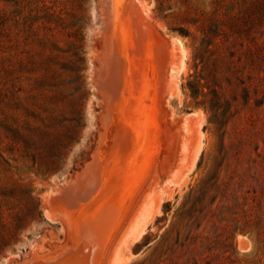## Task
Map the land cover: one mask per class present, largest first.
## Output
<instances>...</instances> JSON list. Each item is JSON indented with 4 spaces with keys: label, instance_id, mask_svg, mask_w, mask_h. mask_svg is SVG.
<instances>
[{
    "label": "rangeland",
    "instance_id": "374dc122",
    "mask_svg": "<svg viewBox=\"0 0 264 264\" xmlns=\"http://www.w3.org/2000/svg\"><path fill=\"white\" fill-rule=\"evenodd\" d=\"M137 1L152 47L128 90L155 147L108 239L82 248L96 264H264V0ZM101 3L0 0V264L68 240L46 212L102 129Z\"/></svg>",
    "mask_w": 264,
    "mask_h": 264
},
{
    "label": "bare ground",
    "instance_id": "6f19581e",
    "mask_svg": "<svg viewBox=\"0 0 264 264\" xmlns=\"http://www.w3.org/2000/svg\"><path fill=\"white\" fill-rule=\"evenodd\" d=\"M138 2L139 1H137V3ZM139 3L138 4L141 5L142 1ZM101 4L103 5V9L99 10L98 21L102 23V29L100 30H103V32L100 37H101V43L103 46H102V50H100L101 53L99 52L100 54H97V55L95 54L98 64L95 65L97 66L95 67L97 69H96L95 76H93V78H95L94 80H95L96 87L98 88V91H99L98 93H100L101 95L100 98H103L102 105L104 106V110H103L104 113L102 115V118L100 116L101 118L100 123H101L102 129L101 128H100L101 130L99 129L100 132H99L96 146L93 152L91 153L92 156L90 155L91 160L86 162L80 171H77L75 172L74 175L69 176L70 178L69 179L67 178V181L68 180L69 181L68 182L65 181L66 182V184H64L65 186H61V188L59 189V192H57L56 194H52V195H55V197L51 196L48 201L49 205L52 206V209L50 208L52 212H50V210L46 212L48 218L52 219L53 221L58 220L59 223L63 226L64 231L68 235V240L65 241L63 245H60V246L57 245L48 252L46 251L45 252L43 251V253L42 252L39 253L38 251L33 252L31 254V257L29 256L28 258L23 259V261L18 262L16 264H96L97 263L96 261L97 257H95V252L97 253L96 246L94 247V249L89 248L90 250H92V252L90 251L84 252V249L82 248V244L84 242H82L83 240L80 241L79 239H87L86 241H88V239H92V240L102 239L103 241L104 239H108L109 237L108 235L110 231L116 225L120 212L124 208H126L127 205L129 204L128 201H130L132 193L134 191L138 192L137 189L139 187L137 185L140 183V180L142 179V176L145 173L146 162L149 161V160L147 161V157H149L148 155L150 154V152L153 151L155 147V144H154L155 139H153V130L151 128V124H149L150 121L154 122V120L152 119V116L149 113L144 118L145 120H142L141 122L138 119H135L134 117L135 110H133L134 107L131 106L133 103L131 102V97H129L130 90H128L130 86V82L132 81L131 79L133 75H136L138 71V67L140 65L139 63L146 60L144 55L149 56L148 49L150 45L148 46V41H146L143 38V32L140 29V27H142L141 22L143 21L142 20L143 18L141 17L144 15L141 14L140 18L137 17L138 15L137 13L145 9L141 7L143 9H141L139 12L134 10L135 5H134L133 0H102ZM141 6H143V3ZM142 13L145 14V12H142ZM145 18L146 20L148 19L147 21L148 23L149 22L148 16H146ZM150 23H152V27H155L153 22H150ZM154 29H156V27ZM152 31H153V28L152 30H150V33H152ZM155 31L157 32L158 30H155ZM158 32H160V30ZM145 33L147 32L145 31ZM159 35L162 36V34L160 33ZM164 42L166 43V41ZM164 42H161V43H164ZM157 43H159L158 40H157ZM176 43H177V40H175V44ZM166 44H168V42ZM175 44L174 46H176ZM155 47L157 49V45ZM163 48H164V45H163ZM174 49H172V51ZM177 50L175 51L176 53H177ZM162 51H161V54L164 52ZM167 52L166 54L163 53L166 55V57H168L167 55H169L167 54ZM154 53H156V51H154ZM170 54L172 55L174 54V52L173 53L171 52ZM166 57L164 60H166ZM178 58H175L172 55L171 60L174 61L175 59V61H177L176 59ZM171 60L169 59L170 62H167V63L171 64ZM175 61H174V64L172 63L173 65L172 68H174L176 64ZM167 63H165L166 66H167ZM147 66L148 65H146V67ZM166 66L164 67L162 66V67L165 68ZM150 68H153V67H150ZM163 68H161V70L158 68L159 69L158 71H161L162 73H165L168 71L166 68L165 69ZM172 68L169 69V71L170 70L172 71L173 70ZM162 69L164 70V72L162 71ZM176 69L173 70L174 74H175ZM161 72H159L160 75H161ZM171 76H173L172 72H171ZM163 77L165 78V76ZM161 83H163V86H164L165 83L162 81ZM161 83H158V84L160 85ZM133 85L131 87H134ZM148 86H150V83ZM165 86L167 87V85ZM161 88H162V85H161ZM171 88H172V85H171ZM173 88H174V84H173ZM166 89L165 90L163 89L164 92L167 91ZM170 90L171 89H169V91ZM159 92L161 94L159 96H166L165 94H167L166 92L163 95V93H161L163 92L162 90H159ZM170 93L172 94V92H169V94ZM134 94L136 95L135 91H134ZM160 99L158 98V100ZM160 101L163 102L162 100ZM159 102L157 101V104ZM147 105L149 106V103ZM162 111L161 113H163ZM144 112H146V110ZM162 116L164 117L165 114H163ZM163 117H160V119ZM164 120L166 121V119ZM165 126L166 124L164 125V127L162 126L161 127L162 128L170 127V126H167V127ZM164 131H166V129H164ZM167 131L169 130L167 129ZM162 135H163V132H162ZM163 137L164 135L162 136V138ZM162 143H164L165 145V141L164 142L162 141ZM168 150L170 151V148ZM164 152L166 153V151ZM163 153H161V156ZM154 156H152L153 159H155ZM155 165L156 164H154V167ZM153 171H154V168H153ZM149 175H152V173H150ZM147 179H150V176ZM140 195H141V192H140ZM140 197L141 196H139V198ZM131 202L133 203V201ZM129 209L131 210L132 208H129ZM130 210H127V211L130 212ZM64 238L66 239V236H64ZM91 253H94L92 257H91Z\"/></svg>",
    "mask_w": 264,
    "mask_h": 264
}]
</instances>
